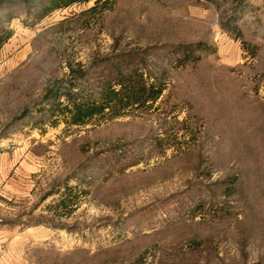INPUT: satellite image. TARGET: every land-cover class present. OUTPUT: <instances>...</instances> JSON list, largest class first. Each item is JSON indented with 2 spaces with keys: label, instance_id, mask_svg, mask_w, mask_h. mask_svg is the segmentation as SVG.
I'll return each mask as SVG.
<instances>
[{
  "label": "rangeland",
  "instance_id": "374dc122",
  "mask_svg": "<svg viewBox=\"0 0 264 264\" xmlns=\"http://www.w3.org/2000/svg\"><path fill=\"white\" fill-rule=\"evenodd\" d=\"M66 1L0 0V264H264V0Z\"/></svg>",
  "mask_w": 264,
  "mask_h": 264
},
{
  "label": "trees",
  "instance_id": "16d2710c",
  "mask_svg": "<svg viewBox=\"0 0 264 264\" xmlns=\"http://www.w3.org/2000/svg\"><path fill=\"white\" fill-rule=\"evenodd\" d=\"M244 1L239 0V4L241 5ZM71 2L72 0L66 1L64 4L68 5ZM121 63L113 66L116 67ZM134 70L132 68L130 70L120 68L117 76L110 74L106 83L101 85L96 92L97 97L94 100L85 101L82 94L83 90H73V84L67 87L68 89L64 93L68 100L66 110L71 113L72 121L82 123L85 122L86 117H91L106 110L115 115H121L122 108L156 99L161 94L162 88L156 89L154 84H150L144 79L143 73H137ZM256 264L262 263L258 262Z\"/></svg>",
  "mask_w": 264,
  "mask_h": 264
}]
</instances>
